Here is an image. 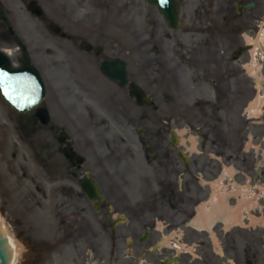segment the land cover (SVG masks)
Returning a JSON list of instances; mask_svg holds the SVG:
<instances>
[{
    "label": "rangeland",
    "instance_id": "374dc122",
    "mask_svg": "<svg viewBox=\"0 0 264 264\" xmlns=\"http://www.w3.org/2000/svg\"><path fill=\"white\" fill-rule=\"evenodd\" d=\"M37 1L44 8V18L31 16L26 10L28 0H0V49L6 50L15 63L19 57H26L41 69L48 84L45 105L58 120L57 124L80 140L77 147L88 157L87 166L102 180L114 205L128 214V221L119 225L117 235L110 238L105 224L93 220L88 211L85 217L91 220L90 226L82 227L79 234L69 229L71 217L63 216L65 210L59 202L56 199L49 201L43 191V168L38 162L41 159L35 156L38 148L17 133L16 111L0 96V217L7 232L21 246L15 264H163L165 257L175 255L179 256L181 264H232L222 261L218 255L219 223L207 231H197L182 219L191 208V200L196 205V216L208 210L214 199L217 202L224 197L220 181L219 188L213 189L222 165L247 169L249 180L238 174L235 178L231 175L232 180L227 182L228 190L232 186L236 188L234 194L241 192V196L230 200L231 206H239L238 211H241L242 198L261 193L264 184V176L260 177L259 189L253 188L256 180L251 181L255 178V170L264 164V142L260 140L262 127L259 124L250 126V130L241 125L245 121L241 108L248 102L243 99L227 103L225 109L218 111L203 106L205 99L216 95L212 82L222 66L229 69L221 81L232 92L240 83L250 80L240 76L239 72L238 77L233 73V70H239L240 60H233L231 56L241 47V34L247 37L248 33L243 20L234 19L230 13L227 15L226 8L232 9L234 0H176L180 25L175 30L167 28L162 15L144 0ZM226 15L227 22H223L222 16ZM48 19L72 33L79 32L78 29L94 32L95 41H106L113 55L118 51L115 44H124L129 49L131 78L156 99L158 108L137 107L130 101V122L123 121L118 127L114 120L120 116L115 115L108 94L102 100L94 95L90 99L75 90L74 73L68 67L69 62L74 67L75 61L65 50L78 53L77 47L69 46L59 38L49 40L45 26ZM252 60L249 57L247 62ZM254 75L263 77L261 72ZM227 96L234 97V94ZM256 96L260 97L258 92ZM113 99H117L115 93ZM76 106L81 109L79 120L75 116ZM65 107L70 108V112ZM89 109L94 111L93 116ZM140 116H144V120H139ZM103 119L110 124L108 130L101 124ZM220 120L227 123L224 129L231 130L229 138L233 143L248 133L254 144V148L242 153L239 159L235 154H229L221 160L224 164L215 158L219 134L202 150L199 142L203 137L197 134L200 130L211 129ZM158 122L157 127L166 130L164 135H168L167 129H186L184 139L187 140L182 148L189 155L188 171L198 180L189 174L180 175L183 167L173 155L172 163L177 173L172 174L170 180L165 176L168 170L163 174L162 170H157V162L147 160L143 143L140 144L142 140L137 141V126L141 124L147 130ZM114 125L121 130L120 135L113 134ZM79 129L89 131L93 142L84 133L80 136ZM36 135L41 149L42 142L48 137L44 131ZM146 135V132L142 135L143 139L148 138ZM116 138L120 140L117 152L123 153L121 157L118 153H107L111 147L115 148L113 143L108 145L107 140ZM106 170L127 177L114 179L110 184ZM32 176L37 179L33 180ZM158 179L164 186L172 187L176 183L183 195L176 192L172 197L166 188L167 197L160 199L162 190L155 182ZM145 229L149 230V237L139 242L138 236ZM86 240L93 241L94 246L86 247L83 242ZM111 242L116 243L112 245ZM198 243L201 244L196 246ZM237 249L240 264H246V258H252V264H264L259 246L252 248L257 254L256 260L244 249V235H241Z\"/></svg>",
    "mask_w": 264,
    "mask_h": 264
},
{
    "label": "flooded vegetation",
    "instance_id": "af4514ba",
    "mask_svg": "<svg viewBox=\"0 0 264 264\" xmlns=\"http://www.w3.org/2000/svg\"><path fill=\"white\" fill-rule=\"evenodd\" d=\"M254 1V5L250 10H247L245 8L246 3ZM239 9V12L237 11ZM235 15L239 18H245L247 19V22H250L251 30L253 33H256L258 28L260 27V24H264V0H236V6H235ZM50 21V20H48ZM47 21V22H48ZM62 28V27H61ZM63 30V28H62ZM79 32L77 33H69L66 34L65 37L57 35H51L53 38H59L69 46H77L81 40H87L91 42L94 46L100 45L102 46L103 50L100 55H96L93 50L92 51H85L80 48H78V53H74L72 50H65L66 55L69 58L74 59L75 66L73 67L71 65V62H69L68 67L70 71H73L74 73V79H75V90L79 93L81 96L83 93L89 96L91 99L94 95L99 100L104 99V97L108 94L109 99L112 101V107L114 109L115 115L120 116L115 117L114 122L116 125L122 126L123 121L130 122L129 121V106L127 103V100L129 97H127V89L126 87H122L118 85L115 82L110 81L107 79L100 71H99V65L101 61L107 57V56H113V54L110 51V47L107 44L106 41H100L95 42L94 32H83L81 29H78ZM117 47V54L115 56H121L124 59L128 58L129 49L124 46V44H115ZM247 49L248 48H244ZM109 51V53H108ZM26 58V57H25ZM238 58H241V55H239ZM20 60H22L20 58ZM25 63H28L29 61L27 59L24 60ZM262 67H264V64H262ZM245 67L242 64H239V70H234V73L237 72L240 73V76H243V70ZM225 71V67L222 66V72ZM220 72L222 76L223 73ZM238 75V74H237ZM215 85H219L218 88L220 90L219 94L221 96L216 97V100H218V106L219 110L225 109V104L227 103H235L237 101H241L244 99L246 102L249 100L254 92L256 91L257 85L255 81L245 82L244 84H239V87L235 89L233 92L229 90L228 87L224 88V91L222 90L220 84L214 82ZM77 85V86H76ZM261 87L264 86V82H262ZM108 90H111L108 92ZM117 95V99H113V95ZM227 94L233 95L227 96ZM243 96L242 98H240ZM210 101V100H208ZM61 103V101H60ZM213 102H207V104L210 106ZM264 104V103H263ZM84 108V104H81ZM76 112L75 116L76 119L79 120L80 118V107L76 106ZM65 110H68L70 112V108L65 107ZM91 115L93 116L94 111L92 109H89ZM264 115V114H263ZM264 117V116H263ZM30 121L25 124L30 126V128H27L25 132L31 137V143L34 144L36 148L35 156L37 158H40L41 166L43 168V175L42 180L44 182L43 185V191L44 193L50 198L49 201L52 199H56L59 203V206L62 207L65 212L62 214L66 217H71V220L69 221V228L72 230H76V232L79 234L80 229L82 227L90 226V221L85 217V214L90 211L92 213V219L105 224L106 226L109 225V221L111 218V211L108 212V201L111 202V199L109 197V194H105V199L102 203H100V209L97 210L94 208L93 203L89 201L84 194L81 191L80 182L82 180L83 174L86 172L91 173L92 169L87 166L88 164V157L77 147L78 144H80L79 139L73 138L72 134L65 129L63 126L57 124L58 120L55 119V117L52 118V123H48L46 125H41L34 114H30L29 116ZM82 121L85 120V118H82ZM172 119V117H171ZM170 119V120H171ZM139 120H144V116H140ZM252 122L248 117L245 121L241 122V125L246 129H250V125L248 124ZM101 124L106 127V130L110 128V124L107 120L103 119L101 121ZM264 126V121L262 122ZM116 125H114V132L113 134L120 135L121 130H119ZM160 125V122L157 124H154L153 128L147 129L146 136L148 138L141 139L142 143L145 145V150L147 153V159L156 161L158 163L157 170L159 172H163L165 170H168L166 173L167 180H170L172 174L177 173V169L175 165L172 163V155L175 160H178L176 148L172 146L171 139L169 138V135H164L165 131L162 129V127H157ZM227 123L225 121L220 122V134L222 133L223 137L220 141V146L218 149V153L220 155V161L225 160L229 156L227 153L235 154L237 158L240 157L239 153L242 151V145L243 142L239 141L236 142L234 146H232V143H227V140L225 136L227 134L231 133V130L224 129ZM94 126L92 125V129L94 130ZM64 130L69 135V140L67 142V145L72 151L73 155L80 154L84 157V164L83 165H72L71 162L67 159L65 156L62 147L64 146L63 143H60L57 139V133L59 131ZM164 130V131H163ZM40 131H44L46 136L48 137V140H44L42 142V147L39 149L38 147V139H37V133ZM84 133L85 136H89V141L93 142L90 138V133L86 129H79V135L82 136ZM261 133H264V128L261 130ZM204 137L206 140L202 142V147L206 148L208 146V143L210 141V129L204 130L203 132ZM175 141V138H173ZM123 142V141H121ZM111 143L115 146V148L111 147L110 150L107 152L109 154H116L118 153V156H123V153L117 152L119 146H120V140L114 139V141L107 140V144L111 146ZM124 143V142H123ZM172 149H175V152L171 151ZM34 152V151H32ZM86 165V167L84 166ZM105 169V168H104ZM188 172L189 175H192V172L187 171V169H183L180 174L184 176ZM92 174V173H91ZM93 175V174H92ZM106 175L108 177V180L110 184L113 182L114 179H116L113 174L109 173L106 170ZM92 179L95 180L94 176H92ZM98 180L102 185L104 183L102 180L98 177ZM98 180H96L98 182ZM99 183V182H98ZM99 183V184H100ZM108 198H107V197ZM112 203V202H111ZM114 206V204L112 203ZM116 207V206H115ZM114 207V208H115ZM118 210V216H124L127 214L123 209ZM264 215V212H262ZM242 226L239 225H233L230 229L222 228V240H221V258L223 260H231L230 256L233 260V264H240V256H239V250L237 249L240 241V235L237 234V231ZM244 230H248L251 234V239L249 244L245 245L246 249H249V252L251 255H254L252 253L251 247H255L257 245L258 238H260L261 241H264V236H259L256 229H251L250 227H242ZM115 233V231L113 232ZM87 235L90 236L89 231L86 232ZM127 235V234H126ZM86 247H91L93 245V241H83ZM246 242V241H245ZM116 243V242H113ZM262 245V243H261ZM253 259H247V263L251 264Z\"/></svg>",
    "mask_w": 264,
    "mask_h": 264
},
{
    "label": "water",
    "instance_id": "95a60500",
    "mask_svg": "<svg viewBox=\"0 0 264 264\" xmlns=\"http://www.w3.org/2000/svg\"><path fill=\"white\" fill-rule=\"evenodd\" d=\"M147 4H154L164 15L167 25L174 29L179 24L177 13L178 8L174 0H146ZM27 9L36 15H41L42 10L34 0L27 4ZM55 25L50 24L51 31H57ZM90 48V46H85ZM102 70L111 79L121 84L127 83L130 95L139 104L149 103L143 91L133 82H127L125 64L119 60H108L102 64ZM121 72V75H119ZM0 90L6 99L19 111H26L34 106L44 95V83L38 72L30 67H11L6 56L0 52ZM36 114L42 122L48 120L46 111L37 108ZM85 193H98V187L93 183H83ZM12 250L7 236L0 221V264H10ZM14 261V260H13ZM12 261V264H13Z\"/></svg>",
    "mask_w": 264,
    "mask_h": 264
},
{
    "label": "bare ground",
    "instance_id": "6f19581e",
    "mask_svg": "<svg viewBox=\"0 0 264 264\" xmlns=\"http://www.w3.org/2000/svg\"><path fill=\"white\" fill-rule=\"evenodd\" d=\"M259 104H260V100L259 99L254 100L251 103V109L256 110L259 107ZM242 203H241V205H242ZM245 203H248V201H245ZM218 205H220V203H217L216 204V206H218ZM242 206H245V205H242ZM235 210H236V208H233V209L232 208H228L227 209V214L229 215V218L230 219L237 220V214L238 213ZM219 213L220 214H224L223 211L222 212L220 211V207L216 211H214V212L213 211L212 212H210V211L200 212L192 220V223L194 225L198 226V227H209L210 224L212 223V221L219 215ZM256 220L259 221V219H256ZM6 234H7L8 238H9V242H10L11 248L13 250V260H14L13 261V264H15V262H16V260L18 258V255L20 253L21 246H20L19 242H17L16 240H14L12 238V236L8 232H6Z\"/></svg>",
    "mask_w": 264,
    "mask_h": 264
}]
</instances>
